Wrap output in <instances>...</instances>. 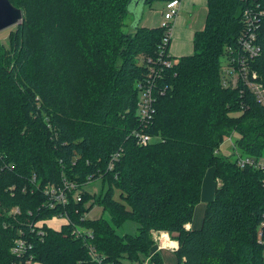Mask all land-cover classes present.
<instances>
[{
    "label": "trees",
    "instance_id": "trees-1",
    "mask_svg": "<svg viewBox=\"0 0 264 264\" xmlns=\"http://www.w3.org/2000/svg\"><path fill=\"white\" fill-rule=\"evenodd\" d=\"M10 2L23 19L0 41V264H164L158 231L177 242L176 264H264V172L218 153L234 135L237 156L264 157V105L224 86L222 67L250 31L259 53L244 66L264 86V0H207L179 58L166 29L124 23L134 0ZM209 171L219 184L186 229ZM97 179L118 197L83 189ZM95 204L102 215L86 218ZM54 217L68 223L38 225ZM127 221L134 234L119 232Z\"/></svg>",
    "mask_w": 264,
    "mask_h": 264
},
{
    "label": "rangeland",
    "instance_id": "rangeland-1",
    "mask_svg": "<svg viewBox=\"0 0 264 264\" xmlns=\"http://www.w3.org/2000/svg\"><path fill=\"white\" fill-rule=\"evenodd\" d=\"M162 5L163 2L162 1H153L151 4H145L144 6H142V8L140 9H136L135 12H133V16L132 18H129V20H125L124 23H128V24H132L136 18H139L138 24L140 26H143V24H154V23H160V20H162L163 17V12L164 9H162ZM175 18V17H174ZM173 18V19H174ZM146 19L151 20V22H146ZM172 19V20H173ZM16 27V26H15ZM14 27L8 28V29H4L0 31V41L3 43L7 42V37L8 34L11 30H13ZM124 32H127L129 30V27H124ZM193 53V51H192ZM222 67H223V75L225 77V81H226V85H237V84H242V79L241 76L239 75V63L237 62V60L233 57L230 56L229 59H224L223 63H222ZM232 68L233 70L231 71V74H229L227 69ZM227 73V75H226ZM237 137L232 135L231 139H229L228 137H226L223 142L221 143V145L219 146L218 149V153L222 156H226L228 157L230 160H234L236 158V154L234 153L235 151H233L234 148V140ZM261 159H264V157H262ZM209 173V172H208ZM208 175H205V178H207ZM203 179V182L206 183V179ZM203 183V184H204ZM212 189L214 190L215 185L219 184V181H216V183L211 180L210 181ZM111 186L113 187V191H114V198L118 197V189L115 188V186L113 184H109L107 181L102 182L100 179H97L91 183H89L88 185H86L83 189L88 192L89 194L95 195V196H99V194H101V192L105 191L108 189V187ZM212 197V196H211ZM204 202H206V200L201 199L200 201V206H204ZM90 202L86 203L85 206H89ZM102 215V210L101 207H99L98 205H93L91 207V209L86 213V218L88 219H96L99 218ZM105 217V215H103ZM62 219H49L48 224L49 226H53L54 224H56L58 221H61ZM135 224L131 221H127L123 224V226L120 228L119 232H121L122 234H134L135 233ZM163 235V236H162ZM166 235V236H165ZM153 239L155 242V250L157 252L161 251V250H165L167 249L168 251H173V249L171 248H165V240L167 241V245H169L170 243H172L170 236L168 235V233L166 232H154L153 233ZM161 242V243H160ZM163 244L162 248L161 247ZM170 247L173 248L172 245H169ZM158 248V250H157ZM171 257L170 258L166 257L165 255H163L162 253V257L164 258L165 264H174L176 261V258L174 256V253L172 254H168ZM129 264V263H126ZM147 264V262H146Z\"/></svg>",
    "mask_w": 264,
    "mask_h": 264
},
{
    "label": "built area",
    "instance_id": "built-area-1",
    "mask_svg": "<svg viewBox=\"0 0 264 264\" xmlns=\"http://www.w3.org/2000/svg\"><path fill=\"white\" fill-rule=\"evenodd\" d=\"M178 7H179L178 0H172V1L165 3V8L163 12V21L161 23V27L166 29V36L163 39V45L168 43V41L170 40V25H171L172 19L178 13ZM243 18H244V21L250 26L253 25V23H255L254 17L247 15V12L245 13V15H243ZM258 53H259V48L258 46L255 45V35L251 33L250 31H248V34L244 32L239 39V50L234 58L237 60L240 66L239 75L241 76V79L243 82L242 85L248 87L252 91L253 95L258 100V102L264 105V86L263 84L258 81V76L255 72H249L244 66L245 61L253 59ZM227 70H230L228 72L229 74H231V71L233 69L230 68ZM224 86H229V85H226V81L224 83ZM230 86H234V85H230ZM150 100H151V91L149 88L144 87L142 91V95L140 96L138 107H137V113L141 119L146 116L147 109L150 105ZM150 142H152V137H150L149 135H145V134L139 135L138 140H137V143L141 146L147 145ZM236 164L240 168L251 167L253 169L261 170L264 172V159H261V158L256 159L253 157L237 156ZM49 194H54V191L53 190L50 191ZM56 199H58L61 202H64V196L62 194L57 195ZM77 200L79 201V198H77ZM55 218L62 219L61 225H59L57 229L53 226H49V224L46 223L47 220L38 223V225L40 226L42 224H46L48 227L54 230H59L61 226L68 223V220L65 217L63 218L54 217L53 219ZM22 245H23L22 242H17V246L13 249V251L18 253L21 250ZM162 247H163V244L159 248H162ZM165 248L173 249L169 245H166ZM95 260H96V264H102L101 259L95 258ZM27 264H31V263H27Z\"/></svg>",
    "mask_w": 264,
    "mask_h": 264
},
{
    "label": "crops",
    "instance_id": "crops-1",
    "mask_svg": "<svg viewBox=\"0 0 264 264\" xmlns=\"http://www.w3.org/2000/svg\"><path fill=\"white\" fill-rule=\"evenodd\" d=\"M145 5V4H144ZM143 5V6H144ZM165 8V3L162 5V9ZM207 14V0H180L178 13L176 14L175 18L172 20L170 25V41L168 47V54L172 57L179 58L183 56H189L192 54L193 45L192 39L195 32L200 31L203 29ZM163 21L160 20V23H150L151 20L146 19V22L150 24H143V26L147 27H156L161 26ZM208 177L205 178L207 181L206 183H202V193L201 199L206 200L204 204L210 201L213 198L214 190L212 189L210 181L212 180L211 171L207 173ZM212 196V197H211ZM201 201V200H200ZM205 206V205H204ZM204 206H200V203L196 207L194 220L192 223L186 225V229L192 227H198L201 222L202 210ZM48 223V221L46 222ZM61 225V221H58L56 224L53 225L57 229V227ZM159 232V231H158ZM160 233V232H159ZM172 241V240H171ZM167 245V241L164 242ZM173 251H168L167 249H163L159 251V255L162 258L163 263L165 264L164 258L162 257L165 255L166 257L170 258L169 253H174V250L177 248V242L172 241ZM37 264V263H34ZM176 264V261L175 263Z\"/></svg>",
    "mask_w": 264,
    "mask_h": 264
},
{
    "label": "water",
    "instance_id": "water-1",
    "mask_svg": "<svg viewBox=\"0 0 264 264\" xmlns=\"http://www.w3.org/2000/svg\"><path fill=\"white\" fill-rule=\"evenodd\" d=\"M143 5L144 0H134L133 12L136 9L142 8ZM22 19V11L14 7L10 0H0V31L19 25Z\"/></svg>",
    "mask_w": 264,
    "mask_h": 264
},
{
    "label": "bare ground",
    "instance_id": "bare-ground-1",
    "mask_svg": "<svg viewBox=\"0 0 264 264\" xmlns=\"http://www.w3.org/2000/svg\"><path fill=\"white\" fill-rule=\"evenodd\" d=\"M169 245H172V243H170Z\"/></svg>",
    "mask_w": 264,
    "mask_h": 264
}]
</instances>
